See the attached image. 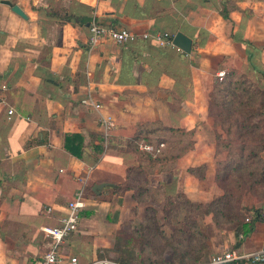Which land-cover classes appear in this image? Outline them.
Segmentation results:
<instances>
[{
    "label": "crops",
    "instance_id": "0c3cea01",
    "mask_svg": "<svg viewBox=\"0 0 264 264\" xmlns=\"http://www.w3.org/2000/svg\"><path fill=\"white\" fill-rule=\"evenodd\" d=\"M93 22L151 37L92 48ZM161 33L194 40L192 52L161 47L153 38ZM221 71L228 77L219 82ZM240 77L264 89V0H0V264H40L51 244L43 228L60 225L80 192L78 230L61 245L80 264L116 261L120 233L133 235L135 226L138 236L149 221L166 240L177 237L166 217L173 205L163 199L225 196L221 134L232 128L233 109L219 105ZM88 95L115 119L108 142L99 113L82 104ZM69 135L81 137L80 157L66 149ZM141 142L165 146L154 156ZM249 168L240 175L247 183ZM98 184L107 186L95 193ZM243 194L241 213L264 214V198ZM227 235L225 247L260 250L264 221L249 235ZM147 253L159 264L175 254Z\"/></svg>",
    "mask_w": 264,
    "mask_h": 264
},
{
    "label": "rangeland",
    "instance_id": "374dc122",
    "mask_svg": "<svg viewBox=\"0 0 264 264\" xmlns=\"http://www.w3.org/2000/svg\"><path fill=\"white\" fill-rule=\"evenodd\" d=\"M246 79L240 77L233 82L228 96L223 97L219 105L226 110L233 109L230 116L232 128L223 130L221 134L225 141L220 149L226 153L225 161L220 166L221 174L227 175L221 180L225 196L203 204L193 202L186 195L163 199L173 205L166 217L181 232L182 235L178 234L177 237L186 239L183 244L193 248V256L198 257V251L201 253L198 264L209 263L224 250V244H227L224 238L228 237L227 233L234 231L232 222L236 216L246 215L248 218L252 215L249 209L241 213V200L244 197L241 193L257 192L255 196L264 198V89L261 87L262 82ZM251 94L254 95V102H251ZM247 165L254 174L248 183V177L240 176ZM251 184L253 190L250 189ZM154 213L150 211L148 217L155 218ZM130 232L137 235L135 226ZM134 262L141 264L139 260Z\"/></svg>",
    "mask_w": 264,
    "mask_h": 264
},
{
    "label": "built area",
    "instance_id": "2783aa9c",
    "mask_svg": "<svg viewBox=\"0 0 264 264\" xmlns=\"http://www.w3.org/2000/svg\"><path fill=\"white\" fill-rule=\"evenodd\" d=\"M89 44L92 48L102 46L107 39H111L117 44H125L138 39L147 40L151 37L149 33L138 34L129 29H115L93 22L90 27ZM161 47L173 44L174 37L169 33H161L153 36ZM226 77V72L221 71L217 74L219 82ZM82 104L95 109L99 113V122L104 133L105 141L108 142L116 128V122L113 116L103 112L104 106L95 101L92 96L88 95L82 100ZM13 114V111H10ZM163 143L148 144L140 143V148L150 153L151 155H158L164 148ZM86 207V200L84 194L80 192L76 198L68 204V214L61 220L60 225L55 227L43 228V231L51 240L50 248L42 256L40 264H80L78 257L73 255H65L61 251V245L71 236L72 233L78 230L79 219L82 210ZM48 212L52 208L47 209ZM249 221V219H247ZM236 262L249 263H264V248L253 251L243 252L239 247L227 245L224 250L216 254L212 260L207 264H231ZM92 264H121L113 260H100Z\"/></svg>",
    "mask_w": 264,
    "mask_h": 264
},
{
    "label": "trees",
    "instance_id": "16d2710c",
    "mask_svg": "<svg viewBox=\"0 0 264 264\" xmlns=\"http://www.w3.org/2000/svg\"><path fill=\"white\" fill-rule=\"evenodd\" d=\"M264 95V92H263ZM251 99V98H250ZM254 99V98H253ZM248 100V98H247ZM251 102H254L251 99ZM66 149L72 153L74 156L80 157L83 153V142L79 135H69L66 140ZM150 154V153H149ZM130 187H122L115 186V191L117 193H124ZM252 215L251 223L249 225L245 223L246 215L236 216L232 222L234 226V231H236L238 237L241 234L249 235L254 230V223L257 221H264V214L261 210L258 209H250L248 210ZM150 224L146 226V228L141 229L140 234L137 236L134 235H126L123 234L117 237L116 246L114 251L117 253L116 261L121 264H134L136 260H139L141 264H159L153 263V259L149 257V253L146 254L147 249H154L155 252L161 251V249L172 248L175 252L173 256V261L171 264H198L199 263V255L195 257L191 254L193 250L190 246H185L183 241L186 240L184 237H173L174 239L166 240V237L160 233V229L158 227V223L155 221H149ZM155 232V233H154ZM179 235H182L181 232ZM135 238L139 239L138 246L142 251L143 256L140 253H137L135 250L137 242ZM161 239H163L161 242ZM160 241V242H158ZM185 242V241H184ZM239 242L235 244V247H239ZM181 246L183 248L181 249Z\"/></svg>",
    "mask_w": 264,
    "mask_h": 264
},
{
    "label": "water",
    "instance_id": "95a60500",
    "mask_svg": "<svg viewBox=\"0 0 264 264\" xmlns=\"http://www.w3.org/2000/svg\"><path fill=\"white\" fill-rule=\"evenodd\" d=\"M4 4H7L9 6H12V9L15 13H17L18 15L25 17V14L23 13V11L16 5H12V3L10 1H3ZM195 43L194 40L188 38L187 36H185L182 33H178L175 35L174 39H173V44L178 47L179 49H181L184 53L186 54H190L192 52L193 49V44ZM106 184H98L95 185L94 187V192L95 193H99L104 187H106Z\"/></svg>",
    "mask_w": 264,
    "mask_h": 264
}]
</instances>
